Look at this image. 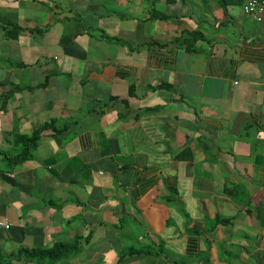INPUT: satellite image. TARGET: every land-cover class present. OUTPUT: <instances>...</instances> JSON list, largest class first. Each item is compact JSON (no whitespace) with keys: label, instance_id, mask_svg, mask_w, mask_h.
Masks as SVG:
<instances>
[{"label":"crops","instance_id":"0c3cea01","mask_svg":"<svg viewBox=\"0 0 264 264\" xmlns=\"http://www.w3.org/2000/svg\"><path fill=\"white\" fill-rule=\"evenodd\" d=\"M245 5L0 0L20 28L0 27V153L67 124L10 171L0 155V264L58 243L54 264H264V13ZM132 247L150 253L120 261Z\"/></svg>","mask_w":264,"mask_h":264},{"label":"trees","instance_id":"16d2710c","mask_svg":"<svg viewBox=\"0 0 264 264\" xmlns=\"http://www.w3.org/2000/svg\"><path fill=\"white\" fill-rule=\"evenodd\" d=\"M0 27L7 29L6 33L8 37H14L17 34V32L20 30V28L16 24H13L11 22H3L1 20H0ZM12 29H14L13 32H12ZM43 84H41V86ZM13 91H15V89ZM8 97L9 95H7V98ZM66 127H67V124L64 125V127L62 128H58L51 123H44V124H40L30 134H15L14 142L17 143V145H20L23 147L22 148L23 152L13 157H6L5 162L7 164V167L4 171H10V169L14 167L16 164L27 159L31 151L36 147L42 133L45 130L51 129L53 132H60V131H64ZM222 222H226V220H222ZM68 249H70L68 246H64L59 243L53 245L50 248L21 247L17 251V257L24 256L25 260L48 261L50 264H54L56 263V261H59L62 258L70 256V254L68 253L66 254V251ZM135 253H145V254L150 253V249L132 247L127 252L121 253L119 260L121 261L124 257L135 254Z\"/></svg>","mask_w":264,"mask_h":264},{"label":"built area","instance_id":"2783aa9c","mask_svg":"<svg viewBox=\"0 0 264 264\" xmlns=\"http://www.w3.org/2000/svg\"><path fill=\"white\" fill-rule=\"evenodd\" d=\"M245 13L252 15L257 20H261V14L264 13V0H246V5L244 6ZM6 228L9 227L8 222H0Z\"/></svg>","mask_w":264,"mask_h":264},{"label":"rangeland","instance_id":"374dc122","mask_svg":"<svg viewBox=\"0 0 264 264\" xmlns=\"http://www.w3.org/2000/svg\"><path fill=\"white\" fill-rule=\"evenodd\" d=\"M23 147L22 146H20V145H18V146H13V145H11L10 147H7V148H5L7 151H5V152H3V153H0V155L1 156H3V155H7V157H12V156H16V155H18V154H20V153H22L23 152V149H22Z\"/></svg>","mask_w":264,"mask_h":264}]
</instances>
